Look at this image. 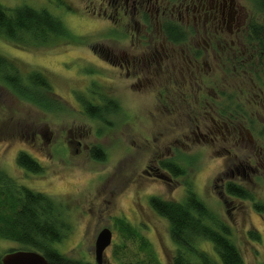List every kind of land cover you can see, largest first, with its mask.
<instances>
[{
    "label": "rangeland",
    "instance_id": "374dc122",
    "mask_svg": "<svg viewBox=\"0 0 264 264\" xmlns=\"http://www.w3.org/2000/svg\"><path fill=\"white\" fill-rule=\"evenodd\" d=\"M5 6L28 4L47 8L58 16L74 35V42L63 40L39 48L24 49L0 36V53L18 62L22 69L43 71L53 85L49 98L56 105L43 109L14 94L0 84V167L18 185L44 192L63 207L71 228L54 246L76 260L96 262V239L104 227L113 231L112 244L103 264H121L116 251L123 244L116 218H126L150 242L158 264H171L176 245L168 220L150 204V197L185 201L189 187L209 208L231 227L243 264H264V215L253 202L229 195L223 179L231 172L225 162L196 147L170 153L167 146L182 123L161 114L152 92L131 89L119 70L105 60V47L117 35L103 14L101 0H0ZM115 43V42H114ZM95 91V94H92ZM78 96L95 104L101 98L119 104L106 120L91 118L84 112ZM178 135V133H177ZM79 140L87 145L77 144ZM101 146L107 160L91 156V147ZM90 149V150H89ZM27 151L44 166L33 173L17 163L20 151ZM174 159L187 173L173 181L151 176L161 160ZM146 170L151 171V174ZM228 171V173H227ZM234 180L243 184L257 200L264 201V180ZM250 230L260 233L252 238ZM129 257H145L138 242H128ZM16 241L0 238V256L11 248H23ZM126 256V257H128ZM135 258V257H134Z\"/></svg>",
    "mask_w": 264,
    "mask_h": 264
},
{
    "label": "flooded vegetation",
    "instance_id": "af4514ba",
    "mask_svg": "<svg viewBox=\"0 0 264 264\" xmlns=\"http://www.w3.org/2000/svg\"><path fill=\"white\" fill-rule=\"evenodd\" d=\"M101 2L117 33L105 47L110 68L182 123L163 147H200L230 159L224 187L233 179L263 181L264 0ZM164 161L150 166L151 176L175 180Z\"/></svg>",
    "mask_w": 264,
    "mask_h": 264
},
{
    "label": "trees",
    "instance_id": "16d2710c",
    "mask_svg": "<svg viewBox=\"0 0 264 264\" xmlns=\"http://www.w3.org/2000/svg\"><path fill=\"white\" fill-rule=\"evenodd\" d=\"M0 36L24 49L53 45L60 40L74 42V35L58 16L47 8L38 9L28 4L11 7L0 2ZM0 84L43 109L56 108L54 101L49 98L48 93L52 92L53 85L48 76L39 69L25 71L16 60L2 53ZM95 93L92 91V94ZM78 99L87 116L103 121L107 114L119 109V104L113 99L103 97L100 104L83 96H78ZM90 153L96 160H107V152L101 146H93ZM17 163L33 173L44 171L40 161L24 150L19 152ZM163 164L176 177L187 173L186 168L175 160H166ZM225 190L231 196L251 200L256 211L264 215V201L257 200L243 184L229 181ZM149 201L152 208L170 224L171 238L176 245L171 264L244 263L243 254L232 237L231 227L192 188L189 187L183 202L158 195L151 196ZM116 225L123 237V244L116 251L121 264H158L153 257L150 242L137 227L123 217L116 218ZM70 228L67 215L56 199L44 192L18 185L0 167V238L24 246L11 248L7 252L18 249L37 250L45 255L50 264H93L73 259L54 246L55 242L63 241ZM249 234L252 238H260L258 231L250 230ZM131 241L139 243L138 254L145 253V257L128 256L131 253L128 242Z\"/></svg>",
    "mask_w": 264,
    "mask_h": 264
},
{
    "label": "water",
    "instance_id": "95a60500",
    "mask_svg": "<svg viewBox=\"0 0 264 264\" xmlns=\"http://www.w3.org/2000/svg\"><path fill=\"white\" fill-rule=\"evenodd\" d=\"M113 231L110 227H104L96 239V262L103 264L105 252L112 244ZM2 264H50L44 254L37 250L18 249L7 252L2 256Z\"/></svg>",
    "mask_w": 264,
    "mask_h": 264
}]
</instances>
